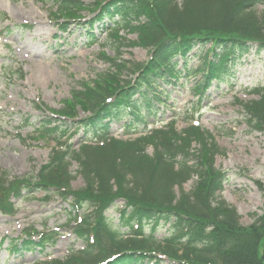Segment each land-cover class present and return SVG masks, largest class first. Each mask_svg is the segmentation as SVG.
<instances>
[{
  "label": "trees",
  "instance_id": "trees-1",
  "mask_svg": "<svg viewBox=\"0 0 264 264\" xmlns=\"http://www.w3.org/2000/svg\"><path fill=\"white\" fill-rule=\"evenodd\" d=\"M51 1L59 18L66 19L62 30L67 20L81 19L83 10L96 12L84 26L88 45L96 42L99 26H105L100 32L109 30L121 40L126 39L118 31L126 30L136 34L128 43L148 48L149 57L131 63L101 52L114 71L99 73L92 83L72 89L62 108L49 109L58 117H46L37 129L38 137L54 142L37 174L9 179L0 168L1 213H11L12 198L23 191H52L69 200L76 213L87 209L79 221L76 213L72 217L73 233L84 242L83 249L42 264H145L153 259L159 264L155 254L173 264H264V212L243 226L234 207L217 198L225 172L214 166L219 147L208 132L194 125L178 132L171 122L133 140L111 137L112 123L123 118H129L123 124L128 133L146 130L147 118H155L167 100L158 90L160 84L177 78L180 65L184 76L202 73L193 88L199 102L212 78L228 73L229 65L241 64L252 49L264 50V10L256 9L264 0ZM191 54L199 60L195 68L188 62ZM126 64L138 73L134 83L121 77ZM257 92V99L239 103L248 125L264 132V87ZM78 108L84 117L77 118ZM71 130L81 131L76 148L68 141ZM192 142L197 144L195 151ZM71 160L77 162L84 182L77 189L70 184ZM192 177L194 184L187 191L183 184ZM117 200L123 201L119 215L130 229L133 220L157 223L172 217V236L160 241L153 235L154 227L145 234L141 226L122 236L105 215ZM51 240L41 233L37 241L26 239L21 247L32 250Z\"/></svg>",
  "mask_w": 264,
  "mask_h": 264
},
{
  "label": "rangeland",
  "instance_id": "rangeland-1",
  "mask_svg": "<svg viewBox=\"0 0 264 264\" xmlns=\"http://www.w3.org/2000/svg\"><path fill=\"white\" fill-rule=\"evenodd\" d=\"M257 9L263 10L264 6ZM54 13L51 0H0V167L9 173V178L35 175L46 162L53 142L35 138V129L49 115L48 108L59 110L63 101L70 98L71 89H80L82 82L92 83L99 73L114 71L101 51L131 63L144 62L149 55L148 48L128 43L136 39L135 33L123 30H119V36L126 40L115 39L109 30L96 31V42L89 46L85 21L73 23L63 31L58 28ZM82 15L88 19L92 12L85 10ZM190 61L193 66L198 63L194 56ZM242 61V65L230 67V72L239 75V82L230 88L228 82L217 84L212 80L199 102L190 87L201 74L186 78L181 72L174 87H166L170 95L160 107L156 122L151 118L149 127H159L174 119L178 131L195 122L210 133L219 147L215 166L226 172L227 178L218 196L237 210L240 224L248 226L264 212V132L248 126L239 102L258 98L257 90L264 87V50H253ZM128 67L126 64L121 77L133 79V70ZM82 114L78 110L77 115ZM79 134L71 138L73 145L78 143ZM112 135L119 139L137 136L124 134L117 123ZM191 146L194 149L197 144L192 142ZM78 169L72 161L74 188L83 185ZM193 183L194 178L184 188L189 190ZM13 204L12 214L0 213V264H40L62 259L70 249L82 247V242L65 227L70 214L67 202L55 194L46 197L40 191L25 192L13 199ZM115 209L111 208L107 216L112 226L123 233L126 227L118 221ZM151 225L145 226V233ZM169 226V221L159 220L156 236H167ZM27 230L32 231L33 239L37 232H56L52 233L56 240L41 251H11L12 244L27 237Z\"/></svg>",
  "mask_w": 264,
  "mask_h": 264
}]
</instances>
